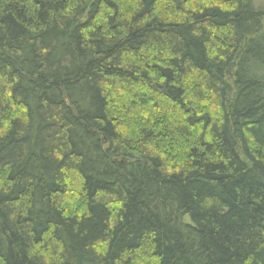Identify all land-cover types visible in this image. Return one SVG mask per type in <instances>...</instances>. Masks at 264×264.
Listing matches in <instances>:
<instances>
[{
	"label": "trees",
	"instance_id": "trees-1",
	"mask_svg": "<svg viewBox=\"0 0 264 264\" xmlns=\"http://www.w3.org/2000/svg\"><path fill=\"white\" fill-rule=\"evenodd\" d=\"M0 264H264V9L0 0Z\"/></svg>",
	"mask_w": 264,
	"mask_h": 264
},
{
	"label": "rangeland",
	"instance_id": "rangeland-1",
	"mask_svg": "<svg viewBox=\"0 0 264 264\" xmlns=\"http://www.w3.org/2000/svg\"><path fill=\"white\" fill-rule=\"evenodd\" d=\"M256 7L264 9V0H252Z\"/></svg>",
	"mask_w": 264,
	"mask_h": 264
}]
</instances>
